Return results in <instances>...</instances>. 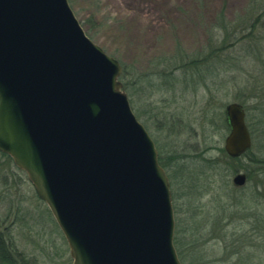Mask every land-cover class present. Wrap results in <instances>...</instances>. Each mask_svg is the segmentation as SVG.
Listing matches in <instances>:
<instances>
[{
    "label": "rangeland",
    "instance_id": "rangeland-1",
    "mask_svg": "<svg viewBox=\"0 0 264 264\" xmlns=\"http://www.w3.org/2000/svg\"><path fill=\"white\" fill-rule=\"evenodd\" d=\"M67 1L121 64V90L166 165L181 264H264V0ZM242 18L254 20L250 37L213 56L218 25ZM230 102L243 106L252 143L236 158L223 148ZM4 227L25 264H72L46 204L0 153Z\"/></svg>",
    "mask_w": 264,
    "mask_h": 264
},
{
    "label": "water",
    "instance_id": "water-1",
    "mask_svg": "<svg viewBox=\"0 0 264 264\" xmlns=\"http://www.w3.org/2000/svg\"><path fill=\"white\" fill-rule=\"evenodd\" d=\"M121 70L67 0H0V151L46 204L72 264H181L169 180ZM224 113L236 158L252 144L245 111L230 102Z\"/></svg>",
    "mask_w": 264,
    "mask_h": 264
},
{
    "label": "trees",
    "instance_id": "trees-1",
    "mask_svg": "<svg viewBox=\"0 0 264 264\" xmlns=\"http://www.w3.org/2000/svg\"><path fill=\"white\" fill-rule=\"evenodd\" d=\"M262 8V7H261ZM264 10V8H262ZM255 28L254 20H249L248 18H242L239 22L236 24H233L232 21L229 23L226 22L225 24H219L218 30L215 31V34L219 36L216 40L219 38L221 39L218 46L213 49V56H216L217 51L224 49L228 42H233L245 38L250 37L252 34L251 30ZM227 29L229 30V33L227 32ZM232 29V30H231ZM250 30V31H248ZM232 31V32H230ZM242 33L239 37L237 34ZM231 42V45H232ZM213 44H216L213 40ZM213 46V47H214ZM209 58V57H208ZM225 114V113H224ZM226 121V117H225ZM227 124V123H226ZM228 126V125H227ZM159 164L165 168L166 165H163L161 162V159L158 157ZM3 230H6V228H1L0 230V264H25V256L22 252L18 251L15 245L7 238V233ZM173 243L176 247V241L175 237L173 238Z\"/></svg>",
    "mask_w": 264,
    "mask_h": 264
},
{
    "label": "flooded vegetation",
    "instance_id": "flooded-vegetation-1",
    "mask_svg": "<svg viewBox=\"0 0 264 264\" xmlns=\"http://www.w3.org/2000/svg\"><path fill=\"white\" fill-rule=\"evenodd\" d=\"M0 153H1V154H3V155H6V156H8L7 154H5V153H3V152H1V151H0ZM5 228H6V227H4V229H5Z\"/></svg>",
    "mask_w": 264,
    "mask_h": 264
},
{
    "label": "bare ground",
    "instance_id": "bare-ground-1",
    "mask_svg": "<svg viewBox=\"0 0 264 264\" xmlns=\"http://www.w3.org/2000/svg\"><path fill=\"white\" fill-rule=\"evenodd\" d=\"M4 153V152H3ZM6 154V153H5Z\"/></svg>",
    "mask_w": 264,
    "mask_h": 264
}]
</instances>
